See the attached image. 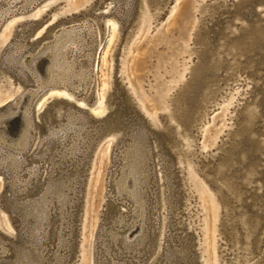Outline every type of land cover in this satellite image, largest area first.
I'll return each mask as SVG.
<instances>
[{
  "label": "rangeland",
  "instance_id": "1",
  "mask_svg": "<svg viewBox=\"0 0 264 264\" xmlns=\"http://www.w3.org/2000/svg\"><path fill=\"white\" fill-rule=\"evenodd\" d=\"M31 1L0 0V60L11 52L22 68L21 58L53 40L55 31L75 25L84 31L80 46L89 61L80 88L55 82L37 92L23 150L0 147V160L12 157L14 166L0 163L12 173L0 169L2 258L21 264H165L168 250L187 246L190 254L184 242L189 238L195 264H264V151L251 141L264 144V0H135L126 22L129 0ZM144 7L150 15L146 22L141 21ZM216 76L218 84L204 83ZM32 81L19 82L4 70L0 91L11 96L0 100V117L14 110L16 97L35 87ZM122 109L140 122L131 133L142 134L151 154L143 231L132 232L135 203L117 188L123 155L133 142L131 133L122 139L125 129L116 124ZM250 109L254 118L244 115ZM46 115L54 119L48 130L42 126ZM69 119L75 128L62 131ZM54 138L55 143L46 141ZM108 142L94 192L97 163ZM160 157L166 161L163 169ZM223 179H245L246 188L232 198ZM54 185L62 187L63 203L48 191ZM171 187L172 198H178L172 203ZM229 197L248 222L255 221L254 231L240 227L241 212L228 213ZM211 198L214 231L207 220L212 208L204 205ZM27 201L32 202L24 217L32 238L22 241L17 215L7 204ZM42 202L45 217L37 226L28 209ZM114 215L122 221L110 227ZM231 231L247 234L251 245V239L262 240L258 251L231 238ZM15 244L34 254H14Z\"/></svg>",
  "mask_w": 264,
  "mask_h": 264
},
{
  "label": "bare ground",
  "instance_id": "2",
  "mask_svg": "<svg viewBox=\"0 0 264 264\" xmlns=\"http://www.w3.org/2000/svg\"><path fill=\"white\" fill-rule=\"evenodd\" d=\"M27 1H31V0H27ZM119 1L124 4L127 2V0H119ZM3 11L2 9H0V17L3 14ZM146 20H150V15L147 11V7H144L141 15V21L146 22ZM76 28L77 26L74 25L71 27H64L55 31L53 34L54 35L53 40L42 44V46L38 49L36 53L21 58L22 68L25 69L30 74V76L32 77L31 81L34 80L35 87L27 89L24 93H21L20 96L16 97L14 110L10 113L3 114L0 117V147H9L10 150H14V151H20L26 147L27 143L29 142L28 141L30 136L29 134L31 133L30 132L31 104L38 91L42 90L43 88L55 82L64 84L65 86H71L73 88H80L86 81L85 71L88 67L89 57L88 54H85L84 48L80 46V44L81 45L84 44L83 40L85 34L83 29L77 30ZM20 41L21 40L18 39L16 42L19 43ZM20 47L21 45L17 46L15 50H18ZM44 52L46 55L40 56ZM9 54L11 55V52ZM77 55H83L84 57L81 60H78L76 57ZM13 58L16 59L14 56ZM10 96L11 94L9 92L4 93L0 91V100H4ZM16 111H18L17 114H20L21 120L17 131L13 134V132L9 129L7 120L8 117L13 116ZM247 114L249 117H254L255 115L252 109L247 111ZM51 127L52 124L50 125L49 129ZM61 127H62V131L65 130V132L68 131L69 128L70 129L75 128L71 119H69V121L66 122L65 125ZM77 130L78 128L75 129V131ZM132 134L133 133H131L130 135ZM93 135H95V133L92 134L91 141L94 138ZM141 135L142 134L140 133L133 134L132 136L133 142L130 143L126 153L123 155L125 169L122 170V174L119 180V182L122 181V184H119L117 187L118 191L129 193V196L135 203V213H136L135 216H137V218H134V220L130 223L134 226L132 232L138 229L139 230L144 229V223L147 218L144 192L146 189L145 185L149 183L148 182L149 174H150L149 161L151 154H150V150L146 145L144 137L141 138ZM108 146H109V142L104 145L99 156V162L97 163L95 177H94V190H93L94 192H96L95 187L98 184L102 163L105 154L107 152ZM163 158L164 157H160L162 169L167 167L166 161ZM0 163H3L5 165H7V163H10L11 164L10 167H14L12 157H10L8 160L6 159L0 160ZM2 167L6 171H8L10 175H12L10 170H8L4 166ZM124 174H126V176H124ZM51 180L53 179L51 178L49 181ZM48 191L57 193V196L60 199L61 203L65 201L64 199L65 195L61 186L54 185L52 186L51 190L48 189ZM201 196L202 197L207 196L206 192L201 190ZM31 202L32 201L24 202L21 210L22 218L25 223L24 225V231L26 232L25 240L32 238V235L27 229L28 224L25 219L26 216L24 217V207ZM207 203L210 204L212 208V211L209 214V216L212 215V218L209 219V217H207L208 218L207 220L208 222H210L209 227L211 228L212 231H214L215 228H214L213 218L216 212V203L213 198L208 200L205 199L204 205ZM91 205H93V202H91ZM44 207L45 205L42 202V203H35L34 205H32V207L28 209L30 215L33 216L34 222L36 223L37 226L40 223V221L45 217ZM116 216L114 215L112 217L111 220L112 224L110 227L112 226L115 227V224L119 225V223L122 221L121 215H119L117 219ZM91 223L92 221H90V226H89L90 230H91ZM105 234L107 235L108 232H106ZM126 238L127 236L124 237V240H126ZM20 246L22 245L16 247L14 254H17L20 257L30 256V254L32 256V254H34V252L23 251V249L18 248ZM23 246H27V244H24ZM209 249L213 254V250H214L213 243H210ZM84 252L85 254H88V249H85ZM166 253H167L166 254L167 261L165 262V264H172L171 256H170L172 254H174L176 263L178 262L179 264H184L186 260H188L187 258L190 255L187 246L177 249L175 253L171 250H168V252ZM1 257H3V255H0V258ZM213 258H215L214 254L212 255V259ZM13 261L16 264H21L17 262L18 259L16 260L14 259ZM207 264H215V262L209 261L207 262Z\"/></svg>",
  "mask_w": 264,
  "mask_h": 264
},
{
  "label": "water",
  "instance_id": "3",
  "mask_svg": "<svg viewBox=\"0 0 264 264\" xmlns=\"http://www.w3.org/2000/svg\"><path fill=\"white\" fill-rule=\"evenodd\" d=\"M112 1H114V3L116 4L115 0H111V2ZM134 3H135V0H129L128 5H127L126 9L124 10V14H123L124 15L123 16L124 17V22H126L128 20V15L130 16V14L132 13V11L134 9ZM30 27L31 26L29 25V27L25 30V32L28 29H30ZM18 39L21 40V38H18ZM12 46H11V48H12ZM231 65H233V63H231ZM4 70H6V71L8 70L11 74H13L15 79H17L19 82H32L30 74L25 69L21 68V66L19 65L17 60L14 59L13 56H11L10 54L3 56L1 58V60H0V76L2 75V73H4ZM214 74H215V72H214ZM218 78H219L218 76H216V78L215 77L210 78V79L204 81V83H206L208 85H216V83L218 84V81H217ZM3 82H5V80ZM217 93H220V92H217ZM216 95H218V94H216ZM214 96L215 95L212 93V94L207 95L206 97L211 98V97H214ZM10 101H12V100H10ZM13 106H14V104L11 103L10 106L6 109V112L10 108H12ZM128 113L129 112L126 111V109H122L120 111V113L117 114L118 121H117L116 124H120L119 126L121 128L123 127L125 129V131L123 133L124 137H122V139L127 138L128 137L127 135L129 133H131L136 127L137 128H141L140 122L137 120V118H135V117L131 118V116L129 117ZM244 115H246V117H248L247 111L244 113ZM121 117H123V118H121ZM20 120H21L20 114H16V116L13 115L11 117H8L7 124L9 125V129L13 132V134L17 131V129L19 127V124H20ZM43 120H44L43 123L46 124V125L43 124L42 126L44 127V129L48 130L54 119H53V117L51 115H50V117H48V115H46V116H44ZM103 124H106V126L103 129V131H104L107 128L109 122L105 121ZM103 124H102V127H103ZM102 127H100L98 130H101ZM247 127H249V126H247ZM112 128H115V127L113 126ZM145 131H146V136H147V138L149 140V136L147 135V130H145ZM46 141H52L53 143L56 142L55 139H46ZM251 141L254 143L253 145L258 146L259 148H261L264 151V144L254 140L253 138H251ZM158 143H160V140H159ZM160 144L162 145V143H160ZM161 147H163V145ZM163 152H165V151H163ZM0 169L3 170L8 175V172L2 166H0ZM74 170H77V167H75ZM171 172H172V169L170 170V173ZM219 172L224 174V170L223 169H220ZM172 175L173 174H171L170 178H172ZM49 176L52 177V174L49 175ZM228 178H230V177L228 176ZM223 180H225V184L229 188V189H227V194H229V196H231L232 198H236L237 196H239V194L243 192L244 188H246L245 184L247 183V180H245V179H244L245 181L244 180H240V182L239 181L238 182L235 181V179H230V181L228 179H223ZM10 182H11V185L13 186L12 187L13 190H15L17 188V186L14 183H12V181H10ZM170 182H172L171 179H170ZM172 194H174L173 187H171V197H170L171 198V203L178 199L177 197L172 198L173 197ZM247 194L256 196V198H258V194L259 193L255 192V190H249ZM113 199H115V197ZM227 200H228V202L230 204L232 203L229 206V210H230L228 212L229 214L230 213L237 214V213L241 212L239 217H238V219L236 220L237 222H243L242 226H240V227L244 228L245 232H250L252 230L254 231V222L255 221H252L251 223L248 222L247 216H243L244 213L242 212V209H239V210L237 209V204L233 202L234 200L230 199V197ZM7 206L14 213H16V215H17V221H18V224L20 225V232L18 231V237L20 239H22V241H24L26 239V234H25L26 232L24 231L25 223L23 221L22 214H21L23 203H20L18 205H14V204L11 205V204L8 203ZM227 225H229V224H227ZM235 233L236 232L231 231V232L228 233V235L231 238L235 239V240L239 239V240H243L242 242H246L248 250L251 249V248H256L255 250H257L258 247L261 245L260 243H262V240L256 239L255 241H252V239H251V242H252V245H251V244L248 243V239L249 238H248L247 234L242 236V232H241V234H235ZM171 237H172V235H171ZM184 242L189 245V248H190V251H191L186 264H195V253H193V251H192L193 243L191 242V240L189 238L186 239V241H184ZM17 245L19 246V244H15L13 246V252H15ZM241 259L242 260H246V252H244L242 254ZM0 264H16V263L14 261H12V260H9V259L4 260L2 258V259H0Z\"/></svg>",
  "mask_w": 264,
  "mask_h": 264
}]
</instances>
